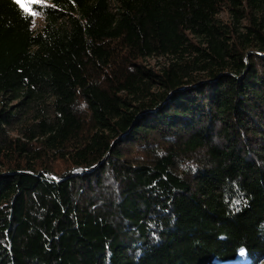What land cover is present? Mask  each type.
Masks as SVG:
<instances>
[{"label":"trees","instance_id":"16d2710c","mask_svg":"<svg viewBox=\"0 0 264 264\" xmlns=\"http://www.w3.org/2000/svg\"><path fill=\"white\" fill-rule=\"evenodd\" d=\"M0 264H264V0H0Z\"/></svg>","mask_w":264,"mask_h":264},{"label":"rangeland","instance_id":"374dc122","mask_svg":"<svg viewBox=\"0 0 264 264\" xmlns=\"http://www.w3.org/2000/svg\"><path fill=\"white\" fill-rule=\"evenodd\" d=\"M21 5H23L24 7H26V8H29V1L30 0H17ZM35 14V13H34ZM222 17L225 19V20H227L228 18H229V14H228V12L227 11H225V12H223L222 13ZM42 18L40 17V16H38V15H35V26L36 27H40L41 26V24H42ZM160 61H163V60H160ZM160 61H156V60H154V59H151V61H150V63L152 64V65H156V63H158V62H160Z\"/></svg>","mask_w":264,"mask_h":264},{"label":"snow or ice","instance_id":"6c2138e0","mask_svg":"<svg viewBox=\"0 0 264 264\" xmlns=\"http://www.w3.org/2000/svg\"><path fill=\"white\" fill-rule=\"evenodd\" d=\"M243 254V253H242Z\"/></svg>","mask_w":264,"mask_h":264}]
</instances>
